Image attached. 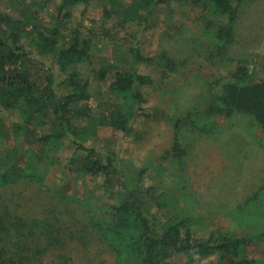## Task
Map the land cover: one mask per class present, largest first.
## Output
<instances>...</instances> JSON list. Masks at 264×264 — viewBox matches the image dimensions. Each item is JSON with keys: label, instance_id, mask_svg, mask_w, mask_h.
Masks as SVG:
<instances>
[{"label": "trees", "instance_id": "obj_1", "mask_svg": "<svg viewBox=\"0 0 264 264\" xmlns=\"http://www.w3.org/2000/svg\"><path fill=\"white\" fill-rule=\"evenodd\" d=\"M91 1L61 0L53 25H43L39 13L30 10L20 19L0 15V111L20 113L23 122L14 125L13 137L26 134L29 144L43 146L23 153H0V264H43L54 249L66 244V238L90 231L113 249L119 264H162L172 253L182 252L191 258L211 256L216 264H264V251L258 258L251 252L255 243L264 246V186L239 208L243 213L235 216V228L244 230L243 234L215 231L197 214L184 188L182 197L177 196L173 184L171 191L164 189L149 198L143 185L149 166L136 171L117 154L101 151L95 144L101 128L128 134L144 112L143 105L148 101L142 88L152 84V79L137 66L153 59L144 55L135 41L128 54L130 69L119 65L103 68L100 78L108 88L101 95L114 100L109 99L112 103L108 101L110 105L99 115H91V76L99 71L93 67L90 43L81 41L78 30L68 39L64 25L73 17L71 8L89 6ZM249 1L252 0H134L120 4L119 0H109L104 17L129 19L144 31L161 23L158 20L166 8L185 3L202 6L220 20L209 22L207 28H216L217 49L225 53L234 42L239 11ZM162 64L173 70L168 60ZM108 71L112 72L109 83ZM227 78L220 92L215 91L217 83L210 84V92L198 104L205 105L204 112L197 106L185 120L177 119L176 132L188 126L201 134H213L220 130L215 119L221 117L229 124L237 118H247L253 129L262 128L264 132V57L257 64L239 60ZM212 93L215 95L210 96ZM200 116L204 120H199ZM178 134L170 154L181 163L186 152ZM66 140L73 144L75 153L63 160L52 156V151L59 150ZM26 158H46L48 166H27ZM57 166H63L65 177L58 184L48 179ZM71 174L75 176L71 179L81 180L83 190L71 191ZM87 176L92 180L103 177L104 186L114 187L107 199L98 189L87 186ZM25 183L45 190L42 198L48 200L43 199L46 205L39 214L46 217L24 204L29 200L19 186L27 188ZM98 202L109 206L95 208ZM163 205L169 208L170 216L159 225L154 209ZM86 219L89 223L85 226Z\"/></svg>", "mask_w": 264, "mask_h": 264}, {"label": "rangeland", "instance_id": "obj_2", "mask_svg": "<svg viewBox=\"0 0 264 264\" xmlns=\"http://www.w3.org/2000/svg\"><path fill=\"white\" fill-rule=\"evenodd\" d=\"M133 1L119 0V3L129 4ZM60 2L61 0H53L51 3H45V0H25V4L23 0H0V15L20 19L22 14L30 10L29 12L39 13L43 25H53ZM13 4H18L21 9L15 8ZM106 7H110L109 0H92L89 6L78 5L71 8L73 17L68 18L64 24L68 39L73 37V31L78 30L81 41L90 43L93 67L99 71L91 76L94 95L89 102L93 107L91 115H99L110 105L108 101L112 103L114 100L112 97L105 98L106 94L101 95L106 93L108 86L101 80L100 71L103 68L108 69V65L130 69L128 54L135 41L140 44L143 54L153 59L137 66L142 74L151 77L152 84L142 88L148 102L143 105L144 112L138 115L131 131L124 134L112 128H101L100 139L95 144L101 151L117 154L136 171L149 166L143 180L147 197L154 198L164 189L171 191L174 184L173 189L177 196L182 197L181 188L188 192L195 203L197 214L204 222L208 221L212 230H235L243 234L244 230L235 228V216L243 213V208L241 211L239 208L256 193H260L264 186L262 128L253 129L247 118H237L229 124L224 117L215 119L220 130L213 134H201L188 126H182L176 132L175 126L177 119L185 120L187 113L197 106L204 112L205 105L198 104L206 97L210 84L217 83L218 89L215 91L220 92L227 77L235 71L239 60L260 63V58L264 57V0H252L243 4L236 23L234 42L225 53L217 49V38L214 34L216 28H207L209 22L220 20L202 6L185 3L166 8L159 17L158 22L161 23L154 26L152 24L151 28L144 31L139 23L129 19L118 18L116 15L113 19L105 18ZM166 60L169 65L172 63L173 70L162 64ZM108 73L109 83L112 72ZM214 95L212 93L210 96ZM198 118L204 120L205 117ZM21 122L22 117L18 111H0L1 154L23 153L43 147L37 142L29 144L26 134L18 139L13 137L11 131L14 125ZM177 134L186 152L181 163L170 154ZM66 141L68 142H64L59 150L52 151V156L63 160L75 153L73 144L70 140ZM26 160L27 166H37L40 169L48 166L46 158ZM63 170V166H57L48 179H53L58 184L65 178ZM71 178L75 176L71 174L68 178L71 191L83 190L81 180ZM85 180L88 181L89 188L98 189L106 199L114 188L104 186L103 177L92 180L87 176ZM164 183L168 188L162 186ZM24 185L27 188L19 186L29 200L24 204L34 208L39 216L46 217V214H39L45 200H48L42 198L46 195L45 190L28 183ZM84 187L86 188L85 185ZM101 204L109 206V203L98 202L95 208ZM154 211L157 213L159 225L168 221L169 208L164 205L157 206ZM84 221V225L89 223L88 219ZM85 233L77 232L75 238H66V244L54 249L43 264H119L113 249L104 240L96 233L94 235L93 231ZM83 235L86 237L82 240ZM263 251L264 246L260 243H255L251 248L252 255L256 258L261 257ZM162 264L216 262L211 256L191 258L182 252L172 253Z\"/></svg>", "mask_w": 264, "mask_h": 264}]
</instances>
